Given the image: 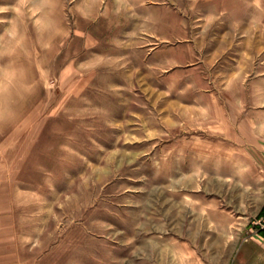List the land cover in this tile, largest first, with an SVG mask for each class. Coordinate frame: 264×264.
I'll return each mask as SVG.
<instances>
[{
    "label": "rangeland",
    "instance_id": "obj_1",
    "mask_svg": "<svg viewBox=\"0 0 264 264\" xmlns=\"http://www.w3.org/2000/svg\"><path fill=\"white\" fill-rule=\"evenodd\" d=\"M263 114L264 0H0V264H136L255 204Z\"/></svg>",
    "mask_w": 264,
    "mask_h": 264
},
{
    "label": "crops",
    "instance_id": "obj_2",
    "mask_svg": "<svg viewBox=\"0 0 264 264\" xmlns=\"http://www.w3.org/2000/svg\"><path fill=\"white\" fill-rule=\"evenodd\" d=\"M247 128L241 143L253 166L264 175V118L248 121ZM246 203H231L225 211L222 205L199 200L189 206L188 214L210 226L198 234H152L145 243L151 245L152 253L136 264H264V232H253L247 222L260 214L264 197L255 204ZM239 212L246 217L238 220L234 215Z\"/></svg>",
    "mask_w": 264,
    "mask_h": 264
},
{
    "label": "built area",
    "instance_id": "obj_3",
    "mask_svg": "<svg viewBox=\"0 0 264 264\" xmlns=\"http://www.w3.org/2000/svg\"><path fill=\"white\" fill-rule=\"evenodd\" d=\"M255 233L264 232V206L260 214L249 224Z\"/></svg>",
    "mask_w": 264,
    "mask_h": 264
}]
</instances>
